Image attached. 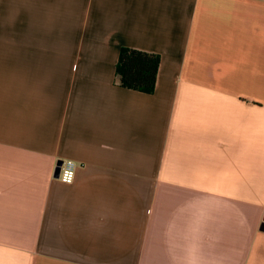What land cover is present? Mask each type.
I'll list each match as a JSON object with an SVG mask.
<instances>
[{"label": "crops", "instance_id": "1", "mask_svg": "<svg viewBox=\"0 0 264 264\" xmlns=\"http://www.w3.org/2000/svg\"><path fill=\"white\" fill-rule=\"evenodd\" d=\"M0 264H264V0H0Z\"/></svg>", "mask_w": 264, "mask_h": 264}, {"label": "trees", "instance_id": "2", "mask_svg": "<svg viewBox=\"0 0 264 264\" xmlns=\"http://www.w3.org/2000/svg\"><path fill=\"white\" fill-rule=\"evenodd\" d=\"M160 56L134 48H122L117 61V75L127 88L152 92L155 88Z\"/></svg>", "mask_w": 264, "mask_h": 264}, {"label": "built area", "instance_id": "3", "mask_svg": "<svg viewBox=\"0 0 264 264\" xmlns=\"http://www.w3.org/2000/svg\"><path fill=\"white\" fill-rule=\"evenodd\" d=\"M77 167H78L77 162L72 159L62 160V163L60 164L58 177L63 182H67V183L72 182L75 178Z\"/></svg>", "mask_w": 264, "mask_h": 264}, {"label": "water", "instance_id": "4", "mask_svg": "<svg viewBox=\"0 0 264 264\" xmlns=\"http://www.w3.org/2000/svg\"><path fill=\"white\" fill-rule=\"evenodd\" d=\"M62 163V161L61 162H59V164H58V167H57V169H56V175H58V173H59V170H60V164Z\"/></svg>", "mask_w": 264, "mask_h": 264}]
</instances>
